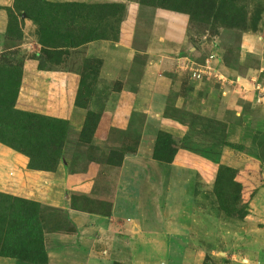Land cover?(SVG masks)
Segmentation results:
<instances>
[{"label":"rangeland","instance_id":"obj_1","mask_svg":"<svg viewBox=\"0 0 264 264\" xmlns=\"http://www.w3.org/2000/svg\"><path fill=\"white\" fill-rule=\"evenodd\" d=\"M63 2L70 1L0 0V156L6 153L7 168L20 164L34 174L18 182L23 196L12 191L13 180H0V264H50L48 251L54 264H264V136L249 146L224 145L254 165L259 179L250 186L238 166L226 169L220 160L224 146L210 138L215 128L191 116L192 101L204 92L195 81L210 74L209 59L227 54L237 63L246 53L257 58L248 65L264 75V0L57 4ZM22 7L33 18L27 25L18 17ZM159 8L188 17L185 44L168 66L171 80L162 86V71L153 80L138 74L137 86L122 73L89 74L88 42L108 39L140 51ZM131 66L144 73L142 65ZM44 160L55 169L42 170ZM61 167L67 198L59 176L36 175H57ZM51 185L54 202L64 196L78 216L88 215L65 221L62 232L72 239L59 248H48L53 228L45 234L40 203L39 242L22 241L38 225L25 229L10 218L9 195L26 198ZM11 227L15 233L6 239Z\"/></svg>","mask_w":264,"mask_h":264},{"label":"crops","instance_id":"obj_2","mask_svg":"<svg viewBox=\"0 0 264 264\" xmlns=\"http://www.w3.org/2000/svg\"><path fill=\"white\" fill-rule=\"evenodd\" d=\"M65 1L78 2L79 0ZM18 17L20 22L26 25L33 21L30 11L23 7L20 9ZM187 22L188 17L185 13L159 8L155 12L146 45L141 50L133 46V48L140 51L115 45L108 39H95L86 44L84 64L89 70V74L94 78L100 77L104 72L108 75L111 74L109 78L114 76V74L122 73L130 82L132 81L137 86H141V83L135 81L134 77L136 75L140 74L142 77L143 74H147L144 79L152 76L153 80L156 72L162 71L164 75L160 77L159 83L163 86L168 81L166 80L167 78L171 80V73L168 70L169 65L172 64V59H174L175 51L185 44ZM163 24L164 30L161 31L159 28ZM178 24L180 25L179 28L177 27ZM130 54L132 55L128 58ZM135 55L143 56L144 60L142 61L141 57L138 61L133 59ZM219 55L218 60L209 59L210 71L208 72L210 74L205 73L200 81H195L196 84L201 85L199 87L201 90L204 88V92L201 93L203 97L192 101L194 107L191 116L197 123H204L224 132L226 135L225 139L228 142H243L249 146L252 138L260 139L264 136V75L248 65L247 59L252 61L257 59L252 55L246 53L239 55L237 63L230 59V55ZM180 60L183 62L189 61L185 57ZM192 61L195 62L194 58ZM132 64L142 65L144 73H139L135 66H131ZM206 75L210 76L206 77ZM23 78L26 80L31 79L30 73H23ZM243 155V153L231 150L229 146H224L220 154V160L227 166H238L240 174L244 175L242 177L251 178L247 183L250 186H254L259 177L256 178L254 165L245 160ZM238 157H241L240 164L231 163V160ZM245 162L248 164H243ZM15 165V167L5 169L4 174L1 172L0 180L4 185L11 183V180H13L14 187L12 191L23 196L18 189L21 186L18 182L24 183L28 178H32L34 174L20 164ZM55 173L54 171L36 172V175L53 180L59 176L60 187L62 188L64 183L65 193V190H67L66 172L61 167L60 172L57 175ZM13 175L17 180L11 177ZM52 185L49 187L44 186L41 191L26 198L40 203L42 211L40 218L43 221L45 234L47 235L48 227L50 228L51 226L53 228V235L49 236V241L46 237L48 248L54 246L59 248L62 244L61 242L72 239V235L69 236L62 232L64 231L62 225H65V221L71 225L75 223L76 219H86L88 215L84 213L78 216L74 206L67 207L65 205L64 199L66 198L64 196H61L58 202H54L48 195ZM41 193L43 194L41 195ZM51 254L52 252L48 251L50 264H54L55 261L51 259Z\"/></svg>","mask_w":264,"mask_h":264},{"label":"trees","instance_id":"obj_3","mask_svg":"<svg viewBox=\"0 0 264 264\" xmlns=\"http://www.w3.org/2000/svg\"><path fill=\"white\" fill-rule=\"evenodd\" d=\"M54 4H56V3H54ZM57 4H67L69 6H77V5L83 6V4H79L77 1L63 2V3H57ZM26 7H28V6H26ZM207 127H209V126H207ZM211 132H212V136L210 138H211V141L214 142V144H218L220 146L221 145H223V146L229 145L231 147L236 146V144L229 143L226 141L224 132H222L220 130H216V129H212ZM159 150L160 149H158V147H155V149H154V156L155 157L158 156ZM161 150H162V155H164L165 154V147H162ZM72 152H73L72 156L78 155L76 157V161H79L81 159V156H79V155H81L80 151L73 148ZM220 154H221V152L219 153V155ZM162 157L163 156L159 157V159H161ZM42 162H45L44 165L41 167L42 170L43 169H47V170L55 169V166H53V164L51 162H47L46 160H44ZM215 163H217V161ZM73 166H76V163ZM225 166L227 169L228 166L227 165H225ZM215 168H216V166H215ZM228 168H230V167H228ZM67 188H68V186H67ZM8 197L12 201V203H10V205H12L10 207V218L11 219H13V220L21 219L22 221H24L25 229H29L31 225H34V226L38 225V227H34V232H30V234H31L30 238L31 239L26 236L22 239V241H26V240L30 241L34 238V236H36V239L39 242V240H41V235H42V232L40 229L41 225L39 222L38 210H37V208H39V202L31 200V199L22 198V197H19L16 195H9ZM16 201H18V203H16ZM13 233H15V231H13L12 227H11L7 232H5V234H4L5 238L8 239L9 236ZM34 240H35V238H34Z\"/></svg>","mask_w":264,"mask_h":264},{"label":"bare ground","instance_id":"obj_4","mask_svg":"<svg viewBox=\"0 0 264 264\" xmlns=\"http://www.w3.org/2000/svg\"><path fill=\"white\" fill-rule=\"evenodd\" d=\"M3 156L0 158V176H1V172L2 174L5 173V169H7V162H5L6 158H7V155L5 152H3L2 154ZM19 160H21L20 157H18ZM12 165V164H9V166ZM8 166V167H9ZM74 213H76V211H74ZM135 226V225H134Z\"/></svg>","mask_w":264,"mask_h":264},{"label":"water","instance_id":"obj_5","mask_svg":"<svg viewBox=\"0 0 264 264\" xmlns=\"http://www.w3.org/2000/svg\"><path fill=\"white\" fill-rule=\"evenodd\" d=\"M65 197H66V198L68 197V191H67V190H65ZM134 228H136V225H135Z\"/></svg>","mask_w":264,"mask_h":264}]
</instances>
